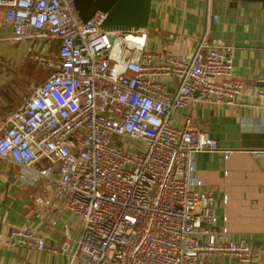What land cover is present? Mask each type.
Segmentation results:
<instances>
[{"label": "built area", "instance_id": "1", "mask_svg": "<svg viewBox=\"0 0 264 264\" xmlns=\"http://www.w3.org/2000/svg\"><path fill=\"white\" fill-rule=\"evenodd\" d=\"M0 6L11 38L57 43L53 71L0 118V158L25 184L43 179L50 189L33 208L44 230L23 223L0 245L64 253L66 264H222L223 256L251 264L258 249L225 238L210 193L195 188L193 154L231 151L196 128L190 111L195 102L231 104L243 91L232 46L203 33L187 59L155 65L145 28L101 26L105 12L83 21L73 0ZM160 77L175 78L174 89ZM246 151L264 156V147Z\"/></svg>", "mask_w": 264, "mask_h": 264}, {"label": "crops", "instance_id": "2", "mask_svg": "<svg viewBox=\"0 0 264 264\" xmlns=\"http://www.w3.org/2000/svg\"><path fill=\"white\" fill-rule=\"evenodd\" d=\"M2 12L0 6V106L9 112L21 98L19 90L9 88L15 74L8 75L6 68L17 69L23 75L20 82L26 80L34 87L40 83L39 72L44 75L42 66L54 69L57 43L42 37L11 38V26L2 20ZM145 30V47L155 65L164 64L169 56L187 59L203 33L214 43L232 46V74L244 83L243 91L231 104L195 102L190 111L196 128L213 137L220 149L231 151L193 154L195 188L210 193L223 236L248 239L259 251L251 264H264V156L246 151L264 147V97L254 95L258 87L264 88V0H151ZM160 80L168 91L176 85L173 77ZM179 120L173 117L174 124H180ZM49 191L43 179L34 185L19 180L18 166L0 158V242L11 228L23 223L44 230L33 208ZM57 206L65 221L74 220L61 203ZM45 243H55L48 233ZM67 259L64 253L0 245V264H66ZM220 260L236 264L229 256Z\"/></svg>", "mask_w": 264, "mask_h": 264}, {"label": "water", "instance_id": "3", "mask_svg": "<svg viewBox=\"0 0 264 264\" xmlns=\"http://www.w3.org/2000/svg\"><path fill=\"white\" fill-rule=\"evenodd\" d=\"M151 0H73L79 17L85 21L95 11L105 12L101 22L104 27L122 30L142 28L147 25ZM107 264V263H105Z\"/></svg>", "mask_w": 264, "mask_h": 264}, {"label": "rangeland", "instance_id": "4", "mask_svg": "<svg viewBox=\"0 0 264 264\" xmlns=\"http://www.w3.org/2000/svg\"><path fill=\"white\" fill-rule=\"evenodd\" d=\"M11 41V40H10ZM18 44L21 43V41H18L17 42ZM4 61V60H3ZM1 61V63L3 62ZM3 66H6L5 63H2ZM42 68L44 69V75L42 72H39V74L37 75L38 77H40L41 79H38L40 81L38 82H41L49 73L52 72V68L50 67H45L42 66ZM7 72H8V75H11V74H15V77L14 78H11L10 79V85H9V88H12L14 90H19V97L22 98V97H25L27 96L31 90H32V86H28V82L25 80L23 82H20V77L23 76V75H19L18 70L17 69H11V68H6ZM11 73H10V72ZM43 75V77H42ZM25 78V77H24ZM43 78V79H42ZM13 81H16V84L13 85L11 82ZM22 96V97H21ZM9 109H6V108H3V106H0V118H3L5 115H7L9 112H8ZM4 112V113H3ZM3 113V114H2ZM5 114V115H4ZM134 146V143L132 141H127L125 142V147L126 148H131Z\"/></svg>", "mask_w": 264, "mask_h": 264}, {"label": "trees", "instance_id": "5", "mask_svg": "<svg viewBox=\"0 0 264 264\" xmlns=\"http://www.w3.org/2000/svg\"><path fill=\"white\" fill-rule=\"evenodd\" d=\"M53 71V70H52Z\"/></svg>", "mask_w": 264, "mask_h": 264}]
</instances>
